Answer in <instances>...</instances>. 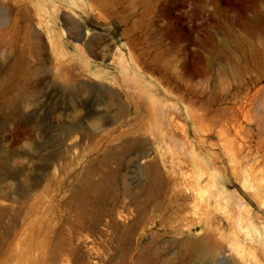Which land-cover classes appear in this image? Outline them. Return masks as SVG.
Returning a JSON list of instances; mask_svg holds the SVG:
<instances>
[{"label":"rangeland","instance_id":"rangeland-1","mask_svg":"<svg viewBox=\"0 0 264 264\" xmlns=\"http://www.w3.org/2000/svg\"><path fill=\"white\" fill-rule=\"evenodd\" d=\"M7 233L264 264V0H0V264Z\"/></svg>","mask_w":264,"mask_h":264},{"label":"bare ground","instance_id":"bare-ground-1","mask_svg":"<svg viewBox=\"0 0 264 264\" xmlns=\"http://www.w3.org/2000/svg\"><path fill=\"white\" fill-rule=\"evenodd\" d=\"M109 97L115 99L117 96L114 93L113 94L109 93ZM164 108H165V106H164ZM202 175L203 174H201L200 177H202ZM207 176H208V181L209 182L210 181H214V183H215L216 175H215L214 172L213 173H207ZM200 180H201V178H199L198 184H200ZM247 182L248 183L250 182V178L244 179L243 183L245 184L244 186H246V187H248ZM250 187H251V189H253L252 186H250ZM252 192H253V190H252ZM250 194L252 195V193H250ZM254 194H255V192H254ZM11 227L12 226H10V231L12 230ZM5 238H1V243L3 245L7 244L6 246L8 248V253H10V254H9L7 260H5L1 264H34L35 261L38 259V256L36 257V255H35L33 259H30V261H28L29 259H27L26 254H25L24 251H21V252L18 253V250L20 249V246L22 245V243L21 244L19 243L16 246L10 247V245L8 243V241H9L8 240V238H9V234L8 233L6 234ZM79 240L82 241L85 244H88L87 243L88 237L86 235L85 236L82 235V237H80ZM252 241H253V243H258L255 239H253ZM77 248L78 247L75 245L74 241H73V243L71 242V243H68V244H65V243L58 244L57 247L51 252L50 260H49L48 264H89V263H84L77 256V252H78ZM262 250L264 252V249H262ZM39 259H40V256H39ZM91 264H101V263H100V261L93 260L91 262Z\"/></svg>","mask_w":264,"mask_h":264}]
</instances>
